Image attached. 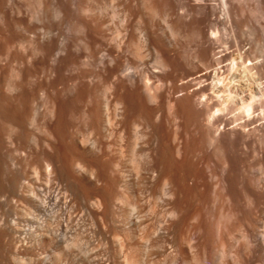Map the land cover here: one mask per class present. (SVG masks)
I'll list each match as a JSON object with an SVG mask.
<instances>
[{
	"label": "bare ground",
	"instance_id": "bare-ground-1",
	"mask_svg": "<svg viewBox=\"0 0 264 264\" xmlns=\"http://www.w3.org/2000/svg\"><path fill=\"white\" fill-rule=\"evenodd\" d=\"M0 264H264V0H0Z\"/></svg>",
	"mask_w": 264,
	"mask_h": 264
}]
</instances>
